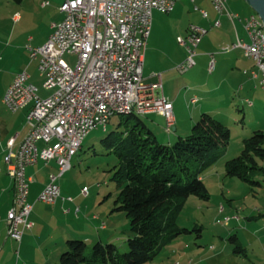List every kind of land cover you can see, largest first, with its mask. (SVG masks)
Here are the masks:
<instances>
[{"label": "rangeland", "instance_id": "obj_1", "mask_svg": "<svg viewBox=\"0 0 264 264\" xmlns=\"http://www.w3.org/2000/svg\"><path fill=\"white\" fill-rule=\"evenodd\" d=\"M42 1L44 0H22L21 2L0 0V58L6 48V52H15L16 46L21 45L22 42L25 43L29 35L49 34L50 24L61 19L62 15L56 9L61 4L60 0H51V5L46 7L41 6ZM178 1L184 6L182 36H185L183 33L189 18L197 20L194 9L197 2ZM241 2L247 6L248 12L253 11L244 0ZM206 4L210 7L211 1L206 0ZM232 4L233 0H228L225 5L232 8ZM15 12L22 16V20L17 26L11 20V16ZM189 12L192 15L189 16ZM245 15L248 14H243V16ZM236 28L239 36L248 41L245 29L239 23ZM215 32H218V28L212 31L209 29L197 50L204 47L206 40L213 39ZM232 36V41L227 45L236 42L233 27ZM176 42L179 44L178 41ZM211 42L209 45L213 47V52L217 53L215 55L216 67L213 73L208 72L206 67L203 76L210 78V87H218L213 92L214 98H211L218 103L220 109L219 112L214 111L212 116L229 129L230 138L224 151L202 175L209 198L202 199L191 195L179 210L178 225L195 229L172 239L154 259L143 264H173L175 261L182 264L183 261L190 263V259L193 260L192 264H253V262L259 263V255L264 254V175L255 178L261 182V185H258L236 176L227 175L225 171V162L240 154L243 139L251 136L255 130L264 129V89L261 88L257 79L250 78L254 61L246 57L240 48L221 53L222 46L215 47L213 46L215 40ZM24 43L22 47L24 46L25 49ZM170 47L174 49L175 45L172 44ZM181 48L177 47L176 49L178 51ZM27 53L29 54L28 50ZM28 56L31 62L28 68L31 76L29 81L38 87V95L45 97L53 90L43 86V77L39 75L37 62L31 61L30 55ZM6 59L0 60L1 100L6 90L7 76L19 65L18 59L9 62ZM63 59L72 67L76 65V54L66 53L63 55ZM167 61V59L161 60V62L150 60V63L157 69L156 73L165 67H171L168 71L169 79L180 83L182 87L191 84V70L180 73L175 66L172 67V63ZM23 69V67L20 68V70ZM165 81L164 73L163 82ZM193 92L202 96L200 89ZM4 106L8 108L5 104ZM175 106L178 107V112L176 111L178 127L184 128L188 122L189 113L184 108L181 97ZM126 115L113 113L108 118L106 126L92 129L82 140L79 150L73 155L71 168L65 171L58 180L63 196H66L67 193L77 195L84 185L88 187V195L84 197L79 195L77 198L80 212L75 219L69 220L67 225L66 220H62V216L47 211L52 207V204L41 202L36 198V208L39 209V214L42 217L39 219L37 240L31 239L30 245L33 248H31L30 256L27 257L29 259L27 264L42 262L44 264L47 262L48 264H59L60 254L67 249L65 242L67 238L82 239L90 248L98 241V235H100L103 243H113L120 252L127 251V239L132 236L129 218L123 211L113 210L116 206L118 190L116 182L112 179L113 170L111 169L117 160L102 141L108 134L116 135L123 128L118 123ZM200 116L198 114L194 121ZM142 118L147 121L145 116ZM154 119V123L158 127L154 125L153 132L160 142L165 143L167 136L163 123L165 120L161 117H154ZM187 131L190 133L191 127ZM169 134L174 136L172 143L178 139L177 132L171 131ZM160 135H164V138ZM38 145L42 147L43 143L39 142ZM39 165L41 166L42 163H38L36 167ZM92 216L100 217V219L96 220ZM227 217H229L228 222H226ZM101 221H104L107 226L105 230L99 227ZM85 235H89L90 238L83 239ZM232 235H236L237 240H231ZM237 244L245 248L246 254H243L242 250L234 251V246ZM17 249L18 244L14 251L15 258ZM23 259H25L24 256L20 254V260L23 261ZM1 264L10 263L3 262Z\"/></svg>", "mask_w": 264, "mask_h": 264}, {"label": "built area", "instance_id": "obj_2", "mask_svg": "<svg viewBox=\"0 0 264 264\" xmlns=\"http://www.w3.org/2000/svg\"><path fill=\"white\" fill-rule=\"evenodd\" d=\"M226 1L211 0L218 13L226 14L232 21H242L248 41L236 33V42L222 46L220 52L240 48L254 61L251 79H257L264 89L263 21L256 12L242 17L230 12ZM47 4L48 0L42 3ZM174 4L175 0H63L58 7L63 17L52 24L47 40L38 46L26 45L30 59L37 62L43 86L53 91L39 96L38 87L29 81L30 75L24 68L15 73L2 98L12 111L31 104L25 118L26 135L16 150L9 148L4 155L14 188L12 204L6 212L8 234L14 240L20 242L24 231L33 225L29 218L33 204L28 200L33 178L26 175V167L39 161L44 164L54 161L57 172L49 174L37 200L47 204L59 198L73 201L72 196L61 195L57 179L71 168L70 158L79 150L80 140L92 129L106 126L108 109L132 107L143 116L161 115L166 131H172L175 123L172 101L163 92L161 73H156L155 81L145 82L142 72L152 11L170 12ZM201 12L207 15L205 10ZM219 25V20L213 22V26ZM206 32L205 28L190 24L185 36H177L186 50L184 59L175 65L180 73L195 65L196 47ZM66 53L76 54L74 67L63 59ZM215 55L209 53L208 72L214 70ZM132 87H139L138 103L130 102ZM13 140L14 137L9 139V147ZM87 190L83 186L80 194L87 196ZM79 211L80 207L75 206V215ZM104 226L102 223L101 227Z\"/></svg>", "mask_w": 264, "mask_h": 264}, {"label": "trees", "instance_id": "obj_3", "mask_svg": "<svg viewBox=\"0 0 264 264\" xmlns=\"http://www.w3.org/2000/svg\"><path fill=\"white\" fill-rule=\"evenodd\" d=\"M118 125L123 128L102 141L117 160L111 169L118 190L113 210L123 211L129 218L132 236L127 239L128 249L120 252L115 244L100 241L89 248L82 239L67 238L59 264H143L178 235L193 231L195 228L178 225L179 210L191 195L209 198L202 175L230 138L229 129L206 112L190 133L173 143L160 142L135 113L127 114ZM225 171L261 185L255 178L264 175V129L243 139L240 154L225 162ZM236 238L231 236V240ZM241 250L239 244L234 246V251Z\"/></svg>", "mask_w": 264, "mask_h": 264}, {"label": "crops", "instance_id": "obj_4", "mask_svg": "<svg viewBox=\"0 0 264 264\" xmlns=\"http://www.w3.org/2000/svg\"><path fill=\"white\" fill-rule=\"evenodd\" d=\"M49 4L42 5L43 1L41 2L42 7H46L51 5V0H48ZM61 2L63 0H60ZM193 2H197V5H195V13L197 14V20L194 18H189L188 24L185 26L184 29V35L187 33L188 26L190 24H196L198 26H202L203 28H206L207 32H209V29L215 30L218 28V32H215L213 39L209 38L205 41V44L203 45L201 49L197 50L198 45L203 41V37L207 32L203 35L201 38L199 44L196 47V55H195V65L190 68L191 74H190V81L191 84L185 85L184 87L181 86L180 83L173 82L171 79H169L168 71L169 67L163 68L159 72L162 75V81H163V75L165 73L166 75V81L163 82V92L166 97H168L173 104V113H174V119L175 123L173 126L172 131L177 132L178 137L179 136H185L187 135L188 131L196 121V116L198 114H202L204 112L213 114L214 111L219 112L220 107L218 106V103H216L212 98H214L215 90H217L218 87H210L209 81L210 78L207 76H203L205 74V68L207 67V63L209 60V53L213 52V47L209 45V42L215 40L213 46H224L227 45L229 42L232 41V27L235 31V34L239 36V33L237 31V24L239 23L242 28L243 24L242 21L239 19H234L233 21L230 20V18L226 14H220L218 13L211 2V6L209 7L206 4V0H192ZM211 1V0H210ZM228 1V0H227ZM242 0H233L232 8L227 7V9L230 12L235 11V13L239 14L241 17L243 14H250L253 11H249L246 9L247 6L243 5L241 2ZM248 5V4H247ZM249 6V5H248ZM184 6L181 2L178 0H175V4L173 9L170 12H162L158 9H153L152 11V25L150 34L147 39V43L145 46L144 51V58H143V77L145 82H153L156 80V68L155 66L151 65L150 60H156L158 62H161V60L167 59L169 63H172V67L175 66L177 63L182 61L186 55L185 48L177 44V36H182V25L184 21V14L185 11L183 10ZM62 15L63 13L59 10V8H56ZM201 10L206 11V16L202 15ZM192 13L189 12V16ZM61 17V18H62ZM11 20L15 25L17 26L20 21L22 20V16L15 12L11 16ZM219 20L220 25L219 26H213V22ZM59 21V20H58ZM57 21H53L50 24V32L52 31V24ZM244 29V28H243ZM245 31V30H244ZM246 32V31H245ZM234 33V32H233ZM49 34H35V35H29L27 37L26 42H22L21 45H17V50L15 52H6L7 48L2 52V57L0 60H4L7 58V62L13 59L19 60V65L17 68L9 73V76H7V79L5 81V88L8 87V85L11 83L15 73H17L21 67L25 68L28 71L29 66L31 65V62L29 61V54L27 53V49L25 46L22 47V44L25 45L29 44L31 46H38L41 45L45 40H47ZM217 35V36H216ZM240 37V36H239ZM175 45L174 49H172L170 46ZM182 47L177 51V47ZM7 53V54H6ZM223 53V52H221ZM217 54V53H216ZM36 61V60H31ZM217 62V61H216ZM163 67V66H162ZM216 67V64H215ZM254 67V66H253ZM252 67V69H253ZM251 69V70H252ZM188 70V71H189ZM215 70V68H214ZM213 70V71H214ZM210 72V73H213ZM158 72V73H159ZM187 72V71H186ZM247 72V70H246ZM1 73V72H0ZM29 73V72H28ZM185 73V72H184ZM31 77V76H30ZM251 78V77H250ZM30 80V78H29ZM194 88V89H192ZM200 89V93L202 96L197 95V93H194V90ZM1 96V95H0ZM181 97L182 104L184 108L188 111L189 117L188 122L186 125H184V128L178 127V116L176 115V111L178 112V107L175 106L178 99ZM212 97V98H211ZM196 98V101L192 102L191 99ZM4 102L1 100L0 97V264L3 262H7L10 264H27V260H29L27 257L31 254V248H33L30 243L31 239L37 240V230H38V224L39 219L42 217L41 214H39V209L36 208L37 204V194L41 190V188L44 186L45 183L49 180V174L57 172V165L54 161H50L47 164H44L43 162L39 161L35 164L28 165L25 169V173L28 176H31L33 178V181L30 183L29 186V194H28V200L33 204L32 210L30 212V220L33 222L32 228L25 230L20 242H17L8 234V221L6 219V212L8 208L12 204V198L14 194V188H13V181L11 177L7 174V164L4 161V155L8 151V149L16 150L21 141L23 140L24 136L27 133V124H26V113L29 110L30 103L26 104L25 106L12 111L9 108H6L3 104ZM147 121L144 120L148 127H150L153 131L154 129V117H161V115L158 114H148L145 116ZM165 120V119H164ZM164 126H165V122ZM156 126V125H155ZM158 127V126H156ZM186 132V133H184ZM171 132L166 131V138L165 143H172V139L174 136H170ZM185 134V135H182ZM11 137H14V140L9 147L8 141ZM160 137L164 138V135H160ZM38 163H42V165L37 166ZM60 178V177H59ZM59 178L57 179V183L60 187V184L58 182ZM86 186V185H84ZM60 192L62 195V190L60 187ZM79 193V194H78ZM77 195H73L71 193H67L66 196H72L73 201L68 200H62L61 198L57 199L55 203L52 204V207H50L47 211L49 213H53L54 215L62 216V220H66L65 223L68 225L69 220L72 218H76L79 214L75 215L74 208L75 206H79L77 198L79 197L80 192H78ZM63 196V195H62ZM82 196V195H81ZM84 197V196H83ZM68 209L67 212L64 210ZM94 219H100V217H93ZM104 223V221H101L99 224V227H101V224ZM105 224V223H104ZM107 226L105 225L102 229L105 230ZM99 239L98 241L102 242L101 236L98 235ZM89 235H85L83 239H89ZM66 240V239H65ZM237 240V238L235 239ZM103 243V242H102ZM17 256L15 258V249ZM21 247V251H20ZM241 247V246H240ZM243 254L245 253V248L242 247ZM41 249V248H40ZM20 254L24 256L25 259L23 261L20 260ZM19 256V257H18ZM260 256V262L256 263L253 262V264H264V254L259 255ZM190 263L183 261L182 264H192L193 260H189ZM178 262V261H175ZM174 262V263H175ZM173 263V264H174ZM40 264H44L43 262ZM48 264V262H47ZM180 264V263H179Z\"/></svg>", "mask_w": 264, "mask_h": 264}, {"label": "bare ground", "instance_id": "obj_5", "mask_svg": "<svg viewBox=\"0 0 264 264\" xmlns=\"http://www.w3.org/2000/svg\"><path fill=\"white\" fill-rule=\"evenodd\" d=\"M214 68H215V65H214ZM138 96H139V87H132L130 89V102L131 103H138ZM172 110H173V104H172ZM113 113H122V114L135 113L137 115L143 116V115H141L139 110L132 108V107H119V108H114V109H108V116L112 115ZM108 118H107V120H108ZM84 137L79 142V148L81 147V142L84 139ZM72 157L70 158V166H71ZM88 191L89 190H87V195H88ZM174 264H176V262Z\"/></svg>", "mask_w": 264, "mask_h": 264}, {"label": "water", "instance_id": "obj_6", "mask_svg": "<svg viewBox=\"0 0 264 264\" xmlns=\"http://www.w3.org/2000/svg\"><path fill=\"white\" fill-rule=\"evenodd\" d=\"M258 14L264 24V0H244Z\"/></svg>", "mask_w": 264, "mask_h": 264}]
</instances>
